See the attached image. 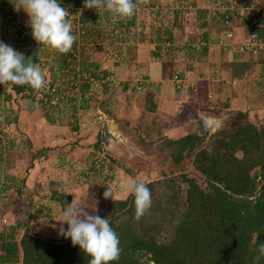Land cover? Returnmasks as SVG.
I'll list each match as a JSON object with an SVG mask.
<instances>
[{
	"label": "trees",
	"instance_id": "1",
	"mask_svg": "<svg viewBox=\"0 0 264 264\" xmlns=\"http://www.w3.org/2000/svg\"><path fill=\"white\" fill-rule=\"evenodd\" d=\"M149 1L150 10L155 12L156 18H164L161 9L165 7L160 0ZM173 1H177V8L179 6L173 9L176 15L179 10L187 9L182 0H164L165 3ZM260 2L262 5L257 10L251 8L252 0H241L238 8L232 10L228 7L214 11L198 9L202 13L201 18L205 17L204 13L207 14L199 24L205 30L197 31L195 26L184 24L182 18L176 20V15L169 24L159 19L157 26H150L159 33L155 38L175 43L172 30L176 27L181 37V40L177 39L180 40L178 49L183 50L185 62L176 69L170 57L162 60L158 49L151 50L153 60L141 65L143 70L147 69L143 77L151 79L150 76L154 74L156 78H167L174 75L181 79L185 71L192 75L209 71V63L201 67L203 63L195 62L204 60L211 43L218 44L222 55L224 48L220 33H228L232 29L228 27V22L242 28L249 58L242 61H225L221 58L216 64L225 63L230 77L235 79L251 73L257 65L264 70V0ZM75 5L84 8V0H60V6L69 12L70 23L75 17ZM16 13L9 0H0V41L5 44L12 41V48L25 58L29 50V60L42 70L45 69L46 82L39 91L26 85L23 88L12 87L10 83L8 86L0 85V199L4 195L8 196L6 193L10 186L19 191L13 185L16 177L6 172L8 165L16 159V154L10 151L13 144L10 143L12 136L8 133L11 125L17 126L19 104L16 95L26 97L31 91L40 94L35 101L40 109L37 118L42 117L49 125H61L68 117L74 120L72 114L76 111L73 105L76 94L73 89L77 88L82 97L94 86V80L98 82L107 77L103 81L107 85L104 90L108 91L113 81L108 76L112 75L122 90L142 87L147 114L156 110L153 92L145 88L148 81L131 85L122 80L123 72L99 70L97 62L92 60V52L85 51L83 46L75 49L76 41L67 54L49 50L33 39L28 20L16 21ZM110 14L87 8V16L81 14L77 17L85 34L96 40L91 51H100L104 35L102 25L109 24ZM207 18L209 24H206ZM87 23H90L89 26ZM123 23L120 22L122 27L127 28L134 22L126 18ZM11 25H14L15 30L3 32L4 26L11 28ZM129 41L119 43L120 51L133 44ZM171 47L174 49L175 46ZM128 60H131L130 57L123 55L114 65L122 66ZM214 69L209 73L217 81V68ZM258 83L261 85V82ZM112 100L113 97L106 95L104 100L95 104L99 111L113 115L107 106ZM228 101L229 98L225 97L219 104L227 107ZM232 118H236V123L210 135L207 141H204L202 129L201 134L187 132L176 139L167 140L174 161L189 157L191 164L203 176L205 187L186 176L182 178L185 182L183 190L172 177L164 182L149 181L146 184L151 190V207L138 220L135 219L134 196L130 194L121 200H111L105 206L98 216L109 220L119 237L121 248L119 259L110 264H254V257L258 254L257 245L264 243V123L254 124L245 112L239 110ZM71 128H75V125ZM21 135L25 137V134ZM99 144L100 137L93 147L98 149ZM24 145L29 146V139L25 138ZM37 152L40 153L41 149ZM68 197L61 194V198H65L61 201L67 202ZM11 213L8 224H0V264H88L90 257L78 245L73 246L70 238L49 240L34 232L30 220L35 219V216L26 205L16 206ZM260 264H264V258Z\"/></svg>",
	"mask_w": 264,
	"mask_h": 264
},
{
	"label": "rangeland",
	"instance_id": "2",
	"mask_svg": "<svg viewBox=\"0 0 264 264\" xmlns=\"http://www.w3.org/2000/svg\"><path fill=\"white\" fill-rule=\"evenodd\" d=\"M182 1L185 2L187 9L179 10L176 15L173 9L179 8L177 1L165 3L164 0H160L165 7L161 9L164 18L163 16L156 18L155 12L150 10L149 0L146 2L135 0L137 7L135 14L130 18L134 23L127 28L120 24L124 19H114L110 14L109 24L102 25L104 35L100 51L90 50L96 40L86 35L85 29L83 26L80 27L77 21L81 14L87 16V8L75 5L76 8H73L75 17L72 22L73 34L77 37L75 49L83 46L85 51L92 52V60L97 62L99 70L110 73L115 70L123 72L122 80L131 85L148 81L145 88L153 92L156 110L147 114L144 107L145 91L142 87L122 90L117 85L116 78L110 73L108 77L113 81L108 91L104 90L107 88L104 82L107 77L103 79L104 81L94 80V86L82 97L77 88L72 90L76 94L73 104L76 111L72 114L74 120L68 117L61 125H49L42 117L37 118L40 109L35 101L39 99L40 94L31 91L26 97L16 95L19 104L17 126L11 125L8 132L12 136L10 143L13 144L10 151L16 154V159L8 165L6 172L16 177L13 185L19 189V193L10 186L6 193L8 196L1 197L0 224H8V220L12 218L11 212L15 211L16 206L26 205L35 216V219L30 220L34 232L44 239H62L64 237L58 234L60 222L57 220L62 219L63 210L74 200L83 205L89 214L99 215L113 200L105 199L103 196L107 185L114 188V200L128 197L129 193L121 185L134 180H142L145 183L153 180L164 182L172 177L183 190L185 182L182 178L186 176L192 177L201 187H205L203 176L191 164L189 157H180L177 162L174 161L167 140L176 139L187 132L201 134L199 115L204 118L208 116L220 118L218 129L211 132L208 137L236 123L234 122L236 118L232 116L238 110L245 112L247 118L254 124L264 123V70L257 65L252 68L251 73L235 79L230 77L225 63L216 64L221 58L225 61H242L249 58L242 28L234 27L229 22L227 25L232 28L231 31L220 33L224 48L222 55L220 56L219 47L217 48L218 44L211 43L207 47L204 60L201 63L195 62L203 63L201 67L209 63V71L212 72L217 68L216 74L219 76L216 77L217 81L210 77L209 71L198 75L185 71L182 80L174 75L153 79L152 77L155 78L153 73L151 79L143 77L147 69L143 70L141 65L153 60L151 50L158 49L162 60L170 57L172 66L176 69L182 67L185 62L183 50L178 49L181 37L176 27L172 30L175 43L155 38L159 33L154 32L150 26H157L159 19H164V22L169 24L176 15V20L182 18L184 24L195 26L197 31L205 30L206 28L199 27V24L207 14L204 13L205 17L201 18L202 13L198 12V9L208 8L214 11L228 7L232 10L238 8L241 2V0ZM261 5L260 0H252L251 8L257 10ZM165 9L167 12H164ZM25 14L23 9L17 12L16 21L25 20L23 17ZM206 21V24H209L208 18ZM89 24L87 23V26ZM11 26V28L4 26L3 32L15 30L14 25ZM124 40H130L129 42L133 44L120 51L119 43ZM239 43L241 44L238 45ZM6 44L13 47L12 41ZM169 44L175 46L174 49ZM123 55H128L131 60L122 66H115L114 62ZM218 88L221 89L216 92ZM106 95L113 97L109 105L107 103L113 115L99 111L95 104L104 100ZM225 97L229 98L228 106L221 107L219 103ZM107 99L109 101V98ZM106 122H109L111 128L125 139L124 142L120 140L114 142L111 150L104 148L101 142V132ZM72 125H75V128H71ZM21 134H25V137L23 138ZM99 137L100 148L95 149L93 144ZM208 137L204 136V141H207ZM25 138L29 139V146L24 145ZM40 149L41 152L38 153ZM61 194L69 196L67 202L61 201L65 199L61 198ZM3 212L5 213L2 215ZM67 227L65 223V230Z\"/></svg>",
	"mask_w": 264,
	"mask_h": 264
},
{
	"label": "clouds",
	"instance_id": "3",
	"mask_svg": "<svg viewBox=\"0 0 264 264\" xmlns=\"http://www.w3.org/2000/svg\"><path fill=\"white\" fill-rule=\"evenodd\" d=\"M13 10L27 13L31 35L40 45L61 54L71 51L77 37L73 34L67 9L60 0H9ZM146 2V0H144ZM135 0H84V8H95L98 13L109 12L113 18L126 19L135 14ZM46 76L40 66L28 60L11 46L0 41V85H26L34 90L45 87ZM122 188L134 196L135 219H140L151 207V190L142 180L122 184ZM105 199H115L114 188L107 185ZM58 234L70 238L73 246L90 257L88 264H110L119 259L121 248L117 233L107 218L89 214L78 202L69 204L62 212ZM68 227L65 230L64 224ZM254 264L264 258V243L257 245Z\"/></svg>",
	"mask_w": 264,
	"mask_h": 264
},
{
	"label": "water",
	"instance_id": "4",
	"mask_svg": "<svg viewBox=\"0 0 264 264\" xmlns=\"http://www.w3.org/2000/svg\"><path fill=\"white\" fill-rule=\"evenodd\" d=\"M30 59V51L28 50L27 56H26V61ZM10 86L15 87V88H23L24 85H12L10 83ZM199 121L202 127V131L205 137H208V135L215 131V129H218V126L220 124V118L214 117V116H208L207 118L202 117L199 115ZM121 141L124 142L125 139L123 136L118 134L115 130L111 128V125L109 122H106V124L102 128L101 132V142L104 148L107 150H111L114 147V142L116 141Z\"/></svg>",
	"mask_w": 264,
	"mask_h": 264
},
{
	"label": "crops",
	"instance_id": "5",
	"mask_svg": "<svg viewBox=\"0 0 264 264\" xmlns=\"http://www.w3.org/2000/svg\"><path fill=\"white\" fill-rule=\"evenodd\" d=\"M23 17H25V20H29V17H28V15H27V13L23 16ZM157 76V75H156ZM156 76H155V78L154 77H152L153 79H156Z\"/></svg>",
	"mask_w": 264,
	"mask_h": 264
}]
</instances>
